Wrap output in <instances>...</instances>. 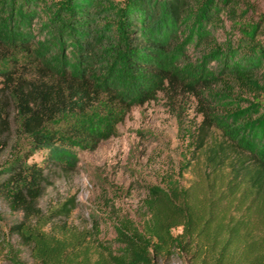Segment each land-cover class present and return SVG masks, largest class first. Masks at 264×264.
<instances>
[{"label":"trees","instance_id":"trees-1","mask_svg":"<svg viewBox=\"0 0 264 264\" xmlns=\"http://www.w3.org/2000/svg\"><path fill=\"white\" fill-rule=\"evenodd\" d=\"M249 7L248 0L0 1V153L14 125L25 144L0 170V198L20 215L8 231L29 260L10 249L4 264H264V110L244 99L264 94V30L234 21ZM32 20L42 44L25 29ZM225 21L235 40L216 35ZM156 93L196 101L201 120L181 165L187 185L147 186L140 225L115 216L106 241L95 220L89 229L67 225L73 198L42 211L51 176L70 174L77 150H93L131 105ZM38 152L42 165L29 162Z\"/></svg>","mask_w":264,"mask_h":264},{"label":"rangeland","instance_id":"rangeland-1","mask_svg":"<svg viewBox=\"0 0 264 264\" xmlns=\"http://www.w3.org/2000/svg\"><path fill=\"white\" fill-rule=\"evenodd\" d=\"M47 1L55 4L61 0ZM120 1L110 0V4L117 6ZM248 2V10L237 9L240 17L234 20L235 24L244 27L262 25L264 30V0ZM229 23L225 21L224 29L217 32L219 38L225 35L235 40L239 36ZM5 24L6 18L0 13V27ZM25 29L33 41L42 44L44 35L36 20L30 21ZM61 52L60 58L70 60L69 44L64 45ZM259 81L264 83V68ZM244 99L251 102L258 112L264 110V94L246 95ZM200 120L196 101L188 95H177L168 100L161 93H156L149 101L131 105L114 125L111 136L100 140L91 151L75 152L76 164L70 174L51 176L38 206L46 211L73 198L74 209L66 219L67 225L89 229L95 220L99 225L98 238L105 241L113 237L115 216L128 217L139 226L140 203L147 186L184 187L190 180V175L181 169V165L186 160L187 144ZM14 128L15 125L8 134L7 147L0 153V170L7 164L14 148L18 149L19 155L24 149L23 139L16 135ZM43 157L44 153L38 152L29 162L42 165ZM19 219L20 215L12 213L0 198V264L5 263L10 249L18 251L19 257L29 263L27 252L19 247L16 237L8 231L10 225ZM179 232V229L171 230L172 235ZM173 264L185 263L175 259Z\"/></svg>","mask_w":264,"mask_h":264}]
</instances>
